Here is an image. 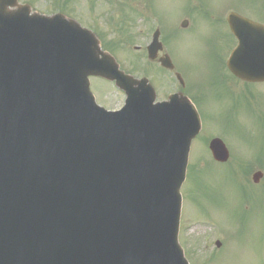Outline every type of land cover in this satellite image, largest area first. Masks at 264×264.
<instances>
[{
	"label": "water",
	"instance_id": "95a60500",
	"mask_svg": "<svg viewBox=\"0 0 264 264\" xmlns=\"http://www.w3.org/2000/svg\"><path fill=\"white\" fill-rule=\"evenodd\" d=\"M9 6L17 10L8 11ZM16 12L20 16L12 15ZM30 13L31 7L19 5L17 0H0V15L5 21L24 24L18 32L6 29L3 38L24 37L20 49H10L6 55L0 52V264H188L178 246V226L180 188L191 142L201 128L191 103L181 96L177 110L170 103L153 111L151 104L147 107L139 99L142 95L131 99L129 115L123 121L137 134L144 163L139 181L133 184L118 182L112 170L97 165L104 153L116 155L113 134L101 145L84 148V136L63 129L66 113L52 94L66 95L68 91L50 84L36 88V102L24 104L33 122L30 130L27 125L24 130L19 125L21 131L15 130L22 136L20 145L17 137L5 131V127L12 128L4 116L9 104L18 111L19 94L30 86L28 74L35 78L36 51L47 59L69 63L81 87L89 75L116 79L96 60L119 70L115 59L101 51L96 36L75 21L38 13L30 19ZM67 25L68 33L63 28ZM230 25L240 42L229 64L231 72L247 82H263L264 28L240 25L236 31L235 23ZM53 29L57 32L46 34ZM86 34L92 39L91 54ZM155 58L156 54L150 55V59ZM22 60L28 64L27 72L20 65ZM161 62L172 68L168 59ZM119 74L138 84L123 72ZM118 85L126 90L122 82ZM148 87L152 103L156 96L149 83ZM107 119L114 117L95 115L88 125L77 126L85 129L89 138L103 132ZM60 142L66 148H60ZM210 150L216 161L229 160L221 140H213ZM262 178V173H256L253 180L259 183Z\"/></svg>",
	"mask_w": 264,
	"mask_h": 264
},
{
	"label": "rangeland",
	"instance_id": "374dc122",
	"mask_svg": "<svg viewBox=\"0 0 264 264\" xmlns=\"http://www.w3.org/2000/svg\"><path fill=\"white\" fill-rule=\"evenodd\" d=\"M19 2L41 14L63 13L97 33L102 49L117 59L123 71L136 78L149 77L158 100L176 88L174 74L159 70L158 62L151 63L143 51L154 22L161 25V42L203 122L201 136L192 145L189 167L194 176L187 177L182 188L181 246L191 264H264V212L260 209L264 201L259 200L264 197V178L259 185L252 183L255 172L264 173V84L244 89L231 80L222 64L232 37L226 25L219 26L208 17L213 6L206 0ZM231 2L260 18L247 2ZM217 5L226 7L225 2ZM184 16L189 17L190 28L178 31L176 25ZM92 86L99 103L109 109L118 106L120 92L111 84L94 78ZM212 138L228 148L230 166L213 163L208 150ZM259 155L262 161L256 158ZM217 240L221 248L216 247Z\"/></svg>",
	"mask_w": 264,
	"mask_h": 264
},
{
	"label": "flooded vegetation",
	"instance_id": "af4514ba",
	"mask_svg": "<svg viewBox=\"0 0 264 264\" xmlns=\"http://www.w3.org/2000/svg\"><path fill=\"white\" fill-rule=\"evenodd\" d=\"M213 8L209 11L208 17L219 26H223L227 24V19L231 13L239 14L243 17H247L253 21H257L259 23L264 24V0H236L238 2H247L254 9H257L260 13V18L253 16L251 13L242 12L239 7L231 2V0H206ZM235 1V0H232ZM219 2H225L226 7L217 5ZM217 5V6H216ZM201 10L200 3L198 1L195 2V12L199 13ZM182 21H189L188 16H184L181 18Z\"/></svg>",
	"mask_w": 264,
	"mask_h": 264
}]
</instances>
